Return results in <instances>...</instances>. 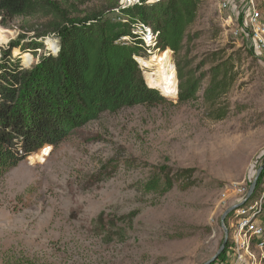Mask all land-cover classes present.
<instances>
[{
  "label": "rangeland",
  "instance_id": "1",
  "mask_svg": "<svg viewBox=\"0 0 264 264\" xmlns=\"http://www.w3.org/2000/svg\"><path fill=\"white\" fill-rule=\"evenodd\" d=\"M58 1L81 15L120 0ZM46 28L41 16H0V56L11 41L42 43L39 55L56 50L54 34L38 37ZM190 31L196 38L183 55L191 69L232 56L236 80L219 104L227 115L216 119L199 101L179 103L146 73L150 87L167 93L164 104L105 112L58 145L43 144L0 180V264H204L215 256L224 240L223 187L264 164V60L222 26L212 0L202 1ZM154 54H143L147 72L157 73L147 67ZM12 57L25 69L37 61L18 48ZM178 85L177 78L179 92ZM163 166L192 176L175 178L163 196L145 193Z\"/></svg>",
  "mask_w": 264,
  "mask_h": 264
},
{
  "label": "trees",
  "instance_id": "2",
  "mask_svg": "<svg viewBox=\"0 0 264 264\" xmlns=\"http://www.w3.org/2000/svg\"><path fill=\"white\" fill-rule=\"evenodd\" d=\"M202 1L145 0L123 9L120 15L113 11L118 4L111 10L72 15L58 0H0V16H41L47 28L38 37L50 33L59 40L56 50L40 55L39 49L45 46L36 42L11 41L2 51L0 180L43 144L58 145L74 129L105 112L164 104L165 92L148 85L135 59L143 52V42L133 32L138 21L159 31L160 54L170 49L177 58L178 102L199 101L216 114V119L224 118L227 108L219 106L220 99L236 80L232 56L206 60L204 65L211 62L212 66L197 74L204 65L197 71L191 69L183 55L188 43L196 38L190 30ZM125 36L130 39L121 40ZM16 48L21 54L31 52L37 61L29 69L23 68L21 59L12 57ZM206 80L208 85L204 87ZM171 172L168 166L160 167L144 183L145 193L163 196L174 187L175 178L191 177L193 170Z\"/></svg>",
  "mask_w": 264,
  "mask_h": 264
},
{
  "label": "built area",
  "instance_id": "3",
  "mask_svg": "<svg viewBox=\"0 0 264 264\" xmlns=\"http://www.w3.org/2000/svg\"><path fill=\"white\" fill-rule=\"evenodd\" d=\"M144 1L120 0L113 11L120 15L123 9ZM153 1L146 0V3ZM212 2L216 5L222 26L235 37L242 38L241 46L253 48L256 55L264 60V0H212ZM241 7L245 11L242 23L239 22ZM133 32L143 42V52L135 56V59L146 74L148 69L141 62L143 54L151 56L162 51L159 48V31H155L145 22L138 21L133 25ZM129 39V36L121 38ZM257 170H254L249 179L232 181L225 184L222 189L221 204L225 206L224 211L234 208L221 223L223 230L226 228L228 232L224 255L212 264H264V172L250 193Z\"/></svg>",
  "mask_w": 264,
  "mask_h": 264
},
{
  "label": "bare ground",
  "instance_id": "4",
  "mask_svg": "<svg viewBox=\"0 0 264 264\" xmlns=\"http://www.w3.org/2000/svg\"><path fill=\"white\" fill-rule=\"evenodd\" d=\"M147 67L150 69L157 67V73L147 72L148 83L153 84L158 81L156 83L158 86H161L165 92L177 94V76L175 69L172 67L170 49L162 52L154 62H147ZM46 154L47 152H42L39 157L42 158V156Z\"/></svg>",
  "mask_w": 264,
  "mask_h": 264
},
{
  "label": "water",
  "instance_id": "5",
  "mask_svg": "<svg viewBox=\"0 0 264 264\" xmlns=\"http://www.w3.org/2000/svg\"><path fill=\"white\" fill-rule=\"evenodd\" d=\"M263 169H264V164H263V165L257 170L256 177H255V179H254V181H253V183H252L251 189H250V193L253 192V190H254V188H255V186H256V184H257V181H258L260 175H261L262 172H263ZM233 208H234V207H231V208L227 209V210L223 213L222 218H221V223H223V222L225 221V218H226L227 214H228ZM227 241H228V232H227V229L224 228V240H223V242H222V245H221L219 251L215 254V256H214L211 260L207 261V262L204 263V264H212V263H213V262H214V261H215V260H216V259L222 254V253H223V251L225 250V247H226Z\"/></svg>",
  "mask_w": 264,
  "mask_h": 264
}]
</instances>
